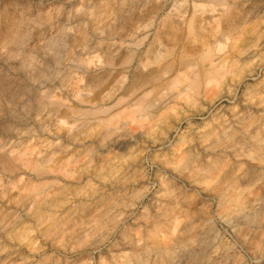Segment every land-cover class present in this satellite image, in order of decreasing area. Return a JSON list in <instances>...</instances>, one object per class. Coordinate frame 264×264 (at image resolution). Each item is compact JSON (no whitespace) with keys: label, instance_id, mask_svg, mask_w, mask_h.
Instances as JSON below:
<instances>
[{"label":"rangeland","instance_id":"obj_1","mask_svg":"<svg viewBox=\"0 0 264 264\" xmlns=\"http://www.w3.org/2000/svg\"><path fill=\"white\" fill-rule=\"evenodd\" d=\"M262 156L264 0H0V264H264Z\"/></svg>","mask_w":264,"mask_h":264},{"label":"clouds","instance_id":"obj_2","mask_svg":"<svg viewBox=\"0 0 264 264\" xmlns=\"http://www.w3.org/2000/svg\"><path fill=\"white\" fill-rule=\"evenodd\" d=\"M260 163L264 165V156L261 157ZM255 177V183L252 184V187H256V185H260L262 189H264V168L260 170L259 173L253 174ZM237 181H233L228 185L229 188L233 190H239L236 188ZM230 226V225H229ZM235 231V229H233ZM261 232V241L264 242V227L259 229ZM215 252H226L231 253V264H249L247 260L239 253L238 250L234 248L233 245L224 243L223 240L217 245Z\"/></svg>","mask_w":264,"mask_h":264},{"label":"bare ground","instance_id":"obj_3","mask_svg":"<svg viewBox=\"0 0 264 264\" xmlns=\"http://www.w3.org/2000/svg\"><path fill=\"white\" fill-rule=\"evenodd\" d=\"M251 4H252V2H251ZM250 4V5H251ZM257 4V3H256ZM195 5H197V4H195ZM255 5V4H254ZM247 7H248V5H247ZM252 8V7H251ZM189 9V8H188ZM234 10V9H233ZM263 11V10H262ZM230 12V11H229ZM234 12V11H233ZM232 13V12H231ZM260 14H262V13H260ZM228 15V14H227ZM234 15V14H233ZM240 15V14H239ZM230 16H231V14H230ZM240 16H238V18H239ZM242 17V16H241ZM186 18V17H185ZM230 18V17H229ZM191 19H192V21H193V19L196 21L197 20V17L196 16H193V18L191 17ZM228 19V18H227ZM232 20H233V17L231 18ZM230 19V20H231ZM235 19H236V17H235ZM232 20H231V22H232ZM192 21H190V26H191V28H193L192 30H193V33H197V32H199V31H201V29H203L201 26L202 25H199L198 23H195L194 21L192 22ZM220 21H222V20H220ZM223 21H224V19H223ZM226 22H228V21H226ZM230 22V23H231ZM237 22V21H236ZM187 23V22H186ZM220 23V22H219ZM225 23V22H224ZM223 23V24H224ZM229 23V24H230ZM235 23V22H234ZM234 23H233V25H234ZM226 24V23H225ZM213 25H215V24H213ZM185 26V25H184ZM226 26V25H225ZM224 26V27H225ZM222 27V26H221ZM221 27H219V28H221ZM168 28V27H167ZM166 27H165V29H166V31L169 29H167ZM176 28V27H175ZM185 28V27H184ZM208 28V27H207ZM206 28V29H207ZM212 28V27H211ZM215 28V31H218V29L216 30V28L217 27H214ZM172 29V28H171ZM172 30H174V29H172ZM185 30V29H184ZM204 30V29H203ZM209 30H210V28H209ZM211 31V30H210ZM214 31V30H213ZM213 31H211V33H213ZM222 31V30H221ZM206 32H208V30H206ZM206 32H204V33H206ZM167 33H169V32H167ZM170 34V33H169ZM215 35H216V33H214ZM166 35V34H165ZM165 35L163 36L164 37V39H165ZM170 36H171V34H170ZM169 36V38H170V40H171V37ZM180 36V35H179ZM213 36V35H212ZM215 37H217V35L215 36ZM215 37H213V38H215ZM162 38V37H161ZM183 38V37H182ZM175 39V38H174ZM177 39H178V37H177ZM192 40V39H191ZM260 40V39H259ZM165 41V40H164ZM167 41V40H166ZM196 41V40H195ZM194 41V42H195ZM220 41V40H219ZM263 41V40H262ZM168 42H169V39H168ZM175 42V41H174ZM188 42H189V44L190 43H193V42H191V41H189L188 40ZM197 42V41H196ZM167 43V42H166ZM260 43V42H259ZM196 44V43H195ZM262 44V43H261ZM167 45V44H166ZM197 45V44H196ZM185 46V45H184ZM199 46V45H198ZM196 47V46H195ZM187 48V47H186ZM185 48V49H186ZM176 49V48H175ZM173 53H174V51H173ZM175 54V53H174ZM173 54V55H174ZM176 59V58H175ZM172 65H175V61H173V63H171ZM200 70V69H199ZM200 72V71H199ZM165 83V82H164ZM190 87V86H189ZM165 88V87H164ZM180 92H177V94L176 95H178ZM152 110V109H151ZM50 175V174H49ZM252 210V209H251ZM254 211V210H253ZM250 212V211H249ZM248 218V217H247ZM167 251V250H166ZM143 259V258H142Z\"/></svg>","mask_w":264,"mask_h":264}]
</instances>
